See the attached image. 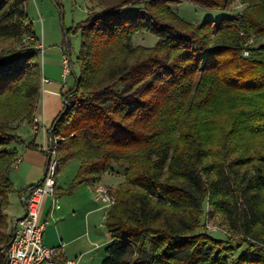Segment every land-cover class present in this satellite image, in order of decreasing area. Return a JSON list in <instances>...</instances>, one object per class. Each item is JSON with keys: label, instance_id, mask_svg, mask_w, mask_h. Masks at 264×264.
Here are the masks:
<instances>
[{"label": "trees", "instance_id": "1", "mask_svg": "<svg viewBox=\"0 0 264 264\" xmlns=\"http://www.w3.org/2000/svg\"><path fill=\"white\" fill-rule=\"evenodd\" d=\"M182 1L88 0L79 75L49 129L58 170L79 160L72 191L123 165L125 182L109 190L101 264H264V0H189L244 5L203 23L177 13ZM30 3L0 0V264L13 237L16 145H26L17 129L41 95ZM129 5L140 9L123 12ZM144 33L158 42L134 45ZM206 201L235 237L202 230Z\"/></svg>", "mask_w": 264, "mask_h": 264}, {"label": "rangeland", "instance_id": "2", "mask_svg": "<svg viewBox=\"0 0 264 264\" xmlns=\"http://www.w3.org/2000/svg\"><path fill=\"white\" fill-rule=\"evenodd\" d=\"M88 0H31L30 7L33 9L29 14L31 18L36 19L34 22V28L39 35L41 42L47 34V39L62 45L70 49L72 60L75 63V75L71 74L68 77L70 83V89L75 87L76 77L79 75V64L77 61V55L81 44V30L77 28V25L85 21L88 17L87 6ZM244 8V5L237 2L232 10L224 9H209L199 6L189 0H183L176 4L174 9L177 13L186 20L193 23H203L208 20L218 21L224 17H230L240 12ZM140 9L139 5H129L122 11L135 12ZM32 40V39H31ZM134 45L154 46L158 42V38L152 34H136L133 39ZM42 42V43H43ZM257 44H264V39ZM73 84V85H72ZM51 124H47L48 130L51 128ZM39 147L42 145V136H38ZM30 143V142H29ZM27 143V145H29ZM49 145V143H48ZM25 145H16L18 149V156L22 153ZM40 154L43 156V168L44 174L48 166L49 154L44 152L42 148H39ZM17 162V161H16ZM80 163L78 159H71L61 165L58 173L56 184L64 185L68 184L67 188L74 184L75 179L79 173ZM123 165H117L108 173L102 175L100 184H94L104 186L114 192V190L125 182V176L123 175ZM13 177L14 190L9 195V213H16L22 210V202L20 200L19 191L24 184H26V178L24 174H21L17 169L13 167L11 171V179ZM44 175L42 176L43 179ZM87 184V183H84ZM78 184L73 190L83 189L85 185ZM81 189V190H82ZM88 189V188H87ZM82 190V192H83ZM93 192V191H92ZM92 206L95 208L93 215L91 216V239L92 246L98 245L97 257L93 261H87L88 264H101L104 255L105 246L109 242V235L106 227V212L109 203L102 200H95L92 194ZM205 214L203 216V229L216 238L228 239L231 236L235 237L236 233H233L230 229V225L220 213L213 212L210 204L205 203ZM85 225V223L83 224ZM235 246V243H232ZM241 250H237L234 256H237Z\"/></svg>", "mask_w": 264, "mask_h": 264}, {"label": "crops", "instance_id": "3", "mask_svg": "<svg viewBox=\"0 0 264 264\" xmlns=\"http://www.w3.org/2000/svg\"><path fill=\"white\" fill-rule=\"evenodd\" d=\"M32 9L33 7L31 6L29 10L31 11ZM31 19L34 27L36 19ZM43 46L44 49L40 56L41 77H46L49 81L41 82V95L36 113L45 120L46 124L52 125L55 118L64 108V93L71 88L68 81V77L71 74L65 79L62 76L63 55L68 48L48 40L47 34L45 35ZM30 126L31 123L29 121H23L17 129V133L26 142L14 165V168L24 174L26 178V184L19 191L20 197L28 186L40 182L44 175L43 156L40 154V147L37 141L38 136L41 134L32 135ZM29 142L32 143L33 147L27 146ZM82 184L85 185L84 190L81 188L83 192L81 189L67 190L68 184L60 186L56 184L57 204L59 207L56 206L51 196H46L42 207L41 219L46 222L45 245L55 247L64 244L68 258L75 259L77 264H88L87 261L95 260L97 257L96 252L98 251V245L94 247L91 244L90 219L95 211L92 206V194L95 200L100 199H98L92 183ZM24 213V206L21 211L11 214L9 209H7L11 228L12 221L23 216ZM84 223L85 225H83ZM108 235L110 241V234L108 233Z\"/></svg>", "mask_w": 264, "mask_h": 264}, {"label": "built area", "instance_id": "4", "mask_svg": "<svg viewBox=\"0 0 264 264\" xmlns=\"http://www.w3.org/2000/svg\"><path fill=\"white\" fill-rule=\"evenodd\" d=\"M242 35L244 33H241ZM253 42L250 38L247 45ZM41 53L44 49L43 43L38 44ZM249 49L244 50V55H249ZM72 73V60L70 49H66L63 55L62 76L65 79ZM49 81L42 77V82ZM67 101L64 99V106ZM31 123L32 135L41 134L43 141L40 146L42 150L49 154L48 166L43 179L32 184L21 194V202L25 213L23 216L12 221V240L9 247L4 250L7 264H77L75 259L67 257L64 244L49 247L44 243V233L46 222L41 219V212L46 196H51L56 206L57 190L56 179L58 173V151L56 148L58 138L52 137L47 128L45 120L35 113ZM49 143V145H48ZM98 199L109 203H114L115 197L109 189L104 186L94 185Z\"/></svg>", "mask_w": 264, "mask_h": 264}]
</instances>
